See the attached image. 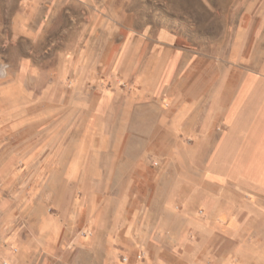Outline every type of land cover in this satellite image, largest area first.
<instances>
[{
	"label": "crops",
	"instance_id": "crops-1",
	"mask_svg": "<svg viewBox=\"0 0 264 264\" xmlns=\"http://www.w3.org/2000/svg\"><path fill=\"white\" fill-rule=\"evenodd\" d=\"M116 1L0 0V28L8 29L10 49L18 52L13 65L19 73L12 83H54L56 104L66 105L70 98L69 121L80 125L74 129L103 134L113 124L126 129L123 120L143 113L144 103L161 98L169 105L176 77L202 56L197 91L183 80L188 90L177 97L191 102L177 114L187 116L186 129H193L192 118L199 116L202 146L209 147L199 177L205 175L216 186L214 203L203 217L192 207L178 211L166 190L164 201L148 210L140 200L127 199L121 170L89 172L71 166L72 186L64 199L47 214L48 204L36 198L21 235L14 225L15 206L8 204L0 264H32L75 250L90 252L96 264H114L123 241L145 245L147 238L166 242L171 251L189 238H211L215 248L206 256L213 255L214 264H264V0H234L238 23L230 31L225 58L206 54L203 25L201 43L191 30L170 23L160 27L144 12L129 11ZM202 3L205 11L207 0ZM115 35L121 53L111 63L105 54ZM132 81L135 103L128 111L130 97L120 83ZM168 107L161 110L169 113Z\"/></svg>",
	"mask_w": 264,
	"mask_h": 264
},
{
	"label": "rangeland",
	"instance_id": "rangeland-1",
	"mask_svg": "<svg viewBox=\"0 0 264 264\" xmlns=\"http://www.w3.org/2000/svg\"><path fill=\"white\" fill-rule=\"evenodd\" d=\"M116 5L132 12H144L160 27L170 23L180 30H191V36L201 43L203 25L207 31L205 52L215 57L222 54L225 58L232 39L230 31L238 23V15L233 12L238 4L234 0H207L205 11L202 0H117ZM131 21L130 16L128 23ZM191 26L195 28L187 29ZM7 30L0 28V236L6 238L7 235L8 204L15 206L14 225L20 235L29 214L27 210L33 207L36 198L48 204L47 214L53 212V203L62 201L66 190L72 186L68 171L75 165L89 172L121 170L127 178V199L140 200L148 210L152 203L164 201V191L168 190L176 210L192 207L197 216L206 214L205 208L214 203L216 193V186L207 181L205 175L199 177L204 165L202 156L205 158L209 147L202 146L199 116L192 118L193 129H186L184 118L186 121L187 116L177 114L183 103L191 102L177 97L188 90L182 88L183 80L190 81L188 87L197 91L196 81L202 76V56L196 57L192 66L176 77L175 91H168L169 105L161 98L144 103L139 109L143 113L128 114L123 120L126 129L113 124L112 130L102 134L74 129L80 125L69 121L72 116L70 98L65 100L66 105L56 104L55 94L59 88H55L54 83H12L19 73V68L13 65L18 52L10 49L11 36ZM118 36L112 37L111 49L105 54L111 63L120 57ZM134 57L132 52L130 59ZM53 69L52 61L48 70ZM120 85L123 94L130 97V111L135 103L134 83L121 82ZM67 94L70 96L71 91ZM162 107L171 110L167 113ZM87 141L90 144H84ZM77 157L84 162H71ZM133 192L136 196L130 195ZM146 241L145 245L138 240L123 241L114 264H214L213 255L206 256L215 248L211 238H189L185 246L172 251L166 242L152 238ZM98 262L90 252L75 250L63 257L37 259L32 264ZM3 264L10 263L3 261Z\"/></svg>",
	"mask_w": 264,
	"mask_h": 264
}]
</instances>
